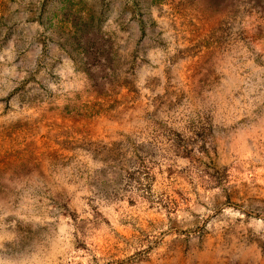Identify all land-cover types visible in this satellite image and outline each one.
Returning a JSON list of instances; mask_svg holds the SVG:
<instances>
[{
    "label": "rangeland",
    "instance_id": "374dc122",
    "mask_svg": "<svg viewBox=\"0 0 264 264\" xmlns=\"http://www.w3.org/2000/svg\"><path fill=\"white\" fill-rule=\"evenodd\" d=\"M0 264H264V0H0Z\"/></svg>",
    "mask_w": 264,
    "mask_h": 264
}]
</instances>
